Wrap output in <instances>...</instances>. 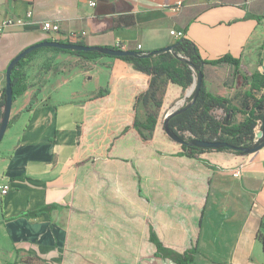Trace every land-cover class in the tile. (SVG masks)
I'll return each instance as SVG.
<instances>
[{
  "label": "crops",
  "instance_id": "crops-1",
  "mask_svg": "<svg viewBox=\"0 0 264 264\" xmlns=\"http://www.w3.org/2000/svg\"><path fill=\"white\" fill-rule=\"evenodd\" d=\"M11 17L26 22L0 34V100L18 53L67 37L150 51L174 44L179 38L172 31H183L202 58L229 54L240 60L241 75L264 73V0H0V24ZM47 21L60 32L45 30ZM113 59L109 81L101 69L86 81L78 67L84 59L64 51L39 49L22 66L28 88L14 101L0 143V181L11 186L0 194V264H90L98 255L120 263L126 225L135 264H149L156 252L151 228L180 252L196 245L198 264H264V146L187 157L155 140L142 142L134 129L115 139L136 112L147 118L144 105L134 104L148 86L144 79L131 89L127 67ZM204 77L213 95L233 98L241 87L230 64H206ZM95 80L99 88L88 95L76 89L77 82ZM102 89L107 92L96 98ZM164 158L177 159L165 167L175 178L159 176Z\"/></svg>",
  "mask_w": 264,
  "mask_h": 264
},
{
  "label": "trees",
  "instance_id": "trees-1",
  "mask_svg": "<svg viewBox=\"0 0 264 264\" xmlns=\"http://www.w3.org/2000/svg\"><path fill=\"white\" fill-rule=\"evenodd\" d=\"M61 41L83 43L74 40L72 37H67L65 40ZM39 49L32 51L26 57L22 58L13 69L12 83L14 101L17 100L28 88L27 84L23 82L21 68ZM52 49L56 51L69 52L84 57L90 55L105 56V54L99 51L86 52L76 50H62L59 48ZM138 51H140V53L143 55L149 53H153V55L122 56L118 58L134 61L136 68L139 71L151 76L148 88L137 94L134 104L135 108H137L140 104L144 105L147 118L146 121H142L136 112L132 125L126 126L122 133L116 136L115 139L125 135L130 129H134L142 142H152V135L159 124L160 110L164 107V100L160 96L162 84L168 85V83H174L183 87H188L193 84L195 79H198L200 73H203L205 76L206 64H230L235 67V77L238 86L248 84L250 77L252 80L250 89L244 91L241 102V105L245 108V112L248 114L247 119L240 123H234L233 119L229 118V115H231V113L237 109V107L233 105V98L239 95V92L236 93L233 98L213 95L207 90L204 77V81L201 85L196 100L192 102L196 95L195 90L193 96L190 97L183 106L185 109L170 118L169 126L172 130L177 132L182 139H184V143L179 142L182 146L179 153L187 157H196L200 152L206 151H233L237 154L246 153L242 150L232 149L227 146H221L218 148L197 147L193 144H190V142L195 139H206L227 141L235 146H251L255 140L256 131L263 129L264 93L258 97L256 92L264 88V73H251L249 75L250 77L241 75L238 70L240 67V60L229 54L223 55L217 59H204L202 58L197 44L193 40L185 37V35L174 43V49L171 51H167L162 48L150 51H144L140 49ZM154 56H161L162 61L159 63H151V58ZM242 80H244V82ZM106 92V89H102L96 98H100ZM5 100L6 89H4L2 98L0 100V125L3 116ZM34 103L35 99H32L31 102L26 106L25 110H30ZM216 109H223L226 112V115L222 119L216 117V115H214V111ZM145 129L149 130V134L145 133ZM187 132L189 135L186 134ZM113 142L114 140L112 141L111 146H113ZM46 209H48V207L34 211L31 214L38 215L39 213L44 212ZM259 237L264 245V234H260ZM150 240L156 245V252L154 255L147 258L149 264H159V260H170L174 264H198L197 255L199 250L196 245L187 248L183 252H180L172 247L167 246L159 238L157 232L153 228H151L150 231Z\"/></svg>",
  "mask_w": 264,
  "mask_h": 264
},
{
  "label": "rangeland",
  "instance_id": "rangeland-1",
  "mask_svg": "<svg viewBox=\"0 0 264 264\" xmlns=\"http://www.w3.org/2000/svg\"><path fill=\"white\" fill-rule=\"evenodd\" d=\"M40 49L41 50L42 49L54 50L49 47H43ZM34 55H36V53H34L31 57H33ZM81 59H84L83 63L80 66L78 65V67L82 68V71H84V77L86 81L89 80V77L91 78L90 80H92V78H94V74H92V72L95 73L99 69H101L102 71L101 74L103 75L104 79L108 80V73L110 72V68H112V71H114V67H116V64H114L116 60L113 59V57H110L109 55H105V56L90 55L87 57L81 56ZM40 61L44 63V65L45 63L46 64L52 63L50 59H44ZM121 61H123L121 62L122 65H124L128 69L127 81L130 84L131 89L140 87L141 83L145 81L144 79L147 80L146 86H148L151 76L136 72V70L138 69L136 68V64L134 61H128V60H123V59H121ZM161 61H162L161 56H154L151 58V63H159ZM118 76L119 75H115V81L118 78ZM242 81L244 82V80ZM251 81L252 80L250 77V80H248V84L241 86L239 90V95L233 98V105L237 107V109L234 110L231 113V115H229V118H232L234 123H240L244 121L245 119H247L248 117V114L245 112V108L241 105V102H242V95L244 94V91H246L245 89L248 90L249 87L251 86ZM236 83H237V80H236ZM192 87H193V84H191L188 87H183L179 84H174V83H168V85L162 84V89L160 90V96L163 98L164 101L165 99H167V103L165 106L166 108H164V110L162 109L160 110L159 124L152 135V139L156 141V144L158 145V147H161V148L168 147L167 149L171 150L170 152L181 149L182 147L181 144L178 141L172 139L167 134L165 127H164V122H165L166 115L171 109L183 107L185 103L189 100V98L193 96L194 91H192ZM98 88H99V82L96 80L93 83H90L88 85L83 84L82 82L76 83V89H79L80 91H82V94L88 95L90 94V92H92V90H96ZM263 93H264V88L258 90L256 92V95L259 97ZM171 94H173V98ZM113 113H115L117 116L121 114L118 110L113 111ZM214 115L222 119L226 115V112L223 109H216L214 111ZM143 120L146 121L145 118H143ZM129 121H131V118H129ZM144 131L146 134H149V130L145 129ZM186 134L189 135L188 132ZM174 159L175 158H164L163 160L160 161V164L162 165L158 167L159 176H161L162 178L163 177H170V178L176 177L174 172L165 168L168 164H173V165L176 164L175 160L177 159L175 160ZM128 226L126 225L123 229L122 262L120 263L116 262V264H135V261L137 258V253L134 254L135 247L132 245L133 243H131L130 235H131V232L133 231L127 228ZM93 232L94 231H92V233ZM97 245L98 243H96L95 246H92V247L97 248ZM96 257L97 258L94 259V261L90 262V264H113L112 261L110 260H103V257L101 255H98Z\"/></svg>",
  "mask_w": 264,
  "mask_h": 264
},
{
  "label": "water",
  "instance_id": "water-1",
  "mask_svg": "<svg viewBox=\"0 0 264 264\" xmlns=\"http://www.w3.org/2000/svg\"><path fill=\"white\" fill-rule=\"evenodd\" d=\"M43 47H50V48H59L62 50H76V51H86V52H93V51H99L105 55H109L112 57H122V56H151L153 53H149L146 55H143L138 50L134 49H120V48H114V47H107V46H91L84 43H77V42H66L61 41L57 39H48L44 40L38 43H35L33 45H30L26 47L23 51L18 53L10 62L7 68L6 72V100H5V106L3 109V116L1 119V125H0V143L4 138V135L9 127L10 119H11V113H12V107L14 103L13 98V83H12V72L15 66L21 61L22 58L26 57L29 53L32 51L43 48ZM162 49L171 51L174 49V44L163 47ZM204 81V74L200 73L198 79H196L193 82L192 91L196 90V95L192 102L196 100V97L200 91L201 85ZM185 107H178L175 109H171L168 114L165 117V130L167 134L174 140L184 143V139L180 137V135L171 129L169 126V120L172 116H174L177 113H180L182 110H184ZM190 144H193L197 147H204V148H218L221 146H227L232 149L236 150H242L246 153H252L257 150H259L261 147L264 146V121H263V129L258 130L256 132V138L255 141L252 143L251 146H235L230 144L227 141H217V140H206V139H195L190 142Z\"/></svg>",
  "mask_w": 264,
  "mask_h": 264
},
{
  "label": "built area",
  "instance_id": "built-area-1",
  "mask_svg": "<svg viewBox=\"0 0 264 264\" xmlns=\"http://www.w3.org/2000/svg\"><path fill=\"white\" fill-rule=\"evenodd\" d=\"M95 2H92V5H95ZM32 17V11H29L27 14L26 19ZM25 18L22 17H11L8 19H5L1 24H0V34L3 33L8 25H12L15 23H25ZM44 29L47 31H50L52 33H59L61 30V27L58 23H53L51 21H47L44 23ZM172 34H174L177 38H181L182 36L185 35L183 31H172ZM117 48L127 50V45L121 42H118L116 45ZM138 48L141 49V45H138ZM256 138V137H255ZM255 141V140H254ZM235 176L240 175V171H235L234 172ZM11 189L10 183L7 181H0V194H6L9 190Z\"/></svg>",
  "mask_w": 264,
  "mask_h": 264
},
{
  "label": "bare ground",
  "instance_id": "bare-ground-1",
  "mask_svg": "<svg viewBox=\"0 0 264 264\" xmlns=\"http://www.w3.org/2000/svg\"><path fill=\"white\" fill-rule=\"evenodd\" d=\"M116 47V46H115ZM117 48V47H116Z\"/></svg>",
  "mask_w": 264,
  "mask_h": 264
}]
</instances>
